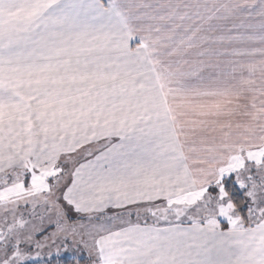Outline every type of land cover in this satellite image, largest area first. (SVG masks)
Listing matches in <instances>:
<instances>
[{"label": "snow or ice", "instance_id": "obj_1", "mask_svg": "<svg viewBox=\"0 0 264 264\" xmlns=\"http://www.w3.org/2000/svg\"><path fill=\"white\" fill-rule=\"evenodd\" d=\"M62 254L264 264V0H0V264Z\"/></svg>", "mask_w": 264, "mask_h": 264}, {"label": "rangeland", "instance_id": "obj_2", "mask_svg": "<svg viewBox=\"0 0 264 264\" xmlns=\"http://www.w3.org/2000/svg\"><path fill=\"white\" fill-rule=\"evenodd\" d=\"M68 255H70V253H69ZM68 255H64V254H62L61 264L64 263V262H63L64 260H68ZM45 259L47 260L48 258L45 257ZM56 260H57V258H56L55 256H53V257H52L53 264H55ZM85 260H86V257H85V259H83V260L81 261V264H85ZM64 264H66V263H64Z\"/></svg>", "mask_w": 264, "mask_h": 264}, {"label": "trees", "instance_id": "obj_3", "mask_svg": "<svg viewBox=\"0 0 264 264\" xmlns=\"http://www.w3.org/2000/svg\"><path fill=\"white\" fill-rule=\"evenodd\" d=\"M66 261H67V260H64L63 262L66 263ZM64 263H63V264H64Z\"/></svg>", "mask_w": 264, "mask_h": 264}]
</instances>
